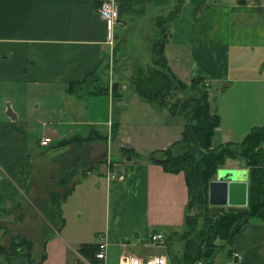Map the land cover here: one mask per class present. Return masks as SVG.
Segmentation results:
<instances>
[{"label":"crops","instance_id":"1","mask_svg":"<svg viewBox=\"0 0 264 264\" xmlns=\"http://www.w3.org/2000/svg\"><path fill=\"white\" fill-rule=\"evenodd\" d=\"M100 1L0 0V244L7 249L12 239H24L29 250L1 252L0 264H77L87 259L78 250L83 242H105V256L109 244L119 253L122 243L139 252L150 231L182 230L183 174L146 158L98 165H78L76 158L70 188L54 200L51 191L36 198L32 188L36 155L87 125L105 130L117 117L116 136L143 154L180 136L182 118L143 101L125 79L110 91L115 43L131 42L142 23L172 7L162 51L177 77L207 84L209 110L219 119L212 144L238 141L264 125V0H112L111 44ZM42 135L53 139L40 145ZM222 166L247 170L241 158ZM107 169L121 175L108 178ZM86 228L94 230L92 239ZM215 242L210 264H264V213L239 218Z\"/></svg>","mask_w":264,"mask_h":264},{"label":"trees","instance_id":"2","mask_svg":"<svg viewBox=\"0 0 264 264\" xmlns=\"http://www.w3.org/2000/svg\"><path fill=\"white\" fill-rule=\"evenodd\" d=\"M176 9L174 6L156 17L155 21L160 30L151 40L148 64H134L124 79L143 101L156 109H165L182 118L180 136L165 147L155 148L144 154L132 146L120 147V155L126 159L146 158L159 164L164 171L182 172L187 193L184 226L181 231L165 233L163 252L169 264H196L197 260L202 264H210V256L218 246L216 239H226L235 221L243 216H263L264 125L251 126L238 141L227 140L212 144V136L219 119L217 114L209 110L207 84L198 76L190 77L188 81L177 77L162 51L166 26L175 15ZM119 80L121 81L117 78L112 82V94L118 92L116 85L120 84ZM118 125L117 117H113L109 123L111 139L117 135ZM96 138H106V134L97 132L94 125H87L84 134L72 133L63 137L61 144ZM226 158H241L247 167L246 205L220 207L215 213H210L207 183ZM118 159H121L120 156L113 157L111 161ZM69 188L70 186L67 190ZM175 239L179 242L178 251L171 247ZM20 246L24 247V254L29 253L27 241L18 238L12 239L7 249L0 244V253L18 252ZM97 247V244L83 242L78 250L90 261H95L92 252Z\"/></svg>","mask_w":264,"mask_h":264},{"label":"rangeland","instance_id":"3","mask_svg":"<svg viewBox=\"0 0 264 264\" xmlns=\"http://www.w3.org/2000/svg\"><path fill=\"white\" fill-rule=\"evenodd\" d=\"M155 19H151L142 23L137 29V35L134 36L135 39L131 40V42L124 43L121 39H119L115 43V46L118 48V50L116 51L117 54L115 57L113 56V59H110V65L111 63L115 64V67H112L111 70V74L113 73V75H115V78L123 80L126 74L128 75L130 73L132 67L136 63H140L142 65L148 64V58L150 56L149 47L151 44V40L156 35L155 33H158V31L160 30V28L157 27V21H155ZM112 52L114 51L112 50ZM96 128L97 132L101 134L105 133L106 138H96L84 141H70L66 144H61V140L63 137L58 138L57 140H52L53 138L48 135L49 141L52 140V143L47 148L48 150L44 153H38L36 155L35 180L32 183L33 193H36V198L43 197V195H47V193H49L50 191L52 193L53 200L58 197L56 192L60 193L61 190H64L73 178V169L72 167H70V164L75 162L76 158L78 165H82L84 163L86 165L89 162H96V165H98L99 163L102 164L103 161L111 163V159H113V157L120 156V158H125L120 155V147H127L129 145L124 142L123 136L121 138L115 136L113 139H111V137L109 136V126L104 130V124H97ZM84 129V132L79 129L81 132H83H79V134H84L87 130V126L84 127ZM68 135H66L65 137H67ZM144 141H147V139H144ZM49 147H65L66 151L64 150L65 152L62 154L58 152L54 153L52 151H49L51 149ZM50 158L53 160V162L48 161L50 160ZM56 158L62 159V161L60 160V162L57 163ZM228 160L230 161V159ZM65 165H67L69 168L60 169V167H64ZM50 166L51 168H49ZM120 175L121 174L118 173V175H116L115 177H118ZM60 179L63 180V186L57 184V182H60ZM226 206L227 205H211L209 211L210 213H215L220 209V207ZM89 234H91L92 239L94 236V230L86 228V236ZM146 242V246H143V244L141 243L139 244V252L142 254L160 252L163 250V248H165L164 243H162L163 245L151 243L148 236ZM171 247L173 250L178 251L179 242H177L175 239V241L172 242ZM118 254L119 251L116 244L107 245L105 264H118Z\"/></svg>","mask_w":264,"mask_h":264},{"label":"built area","instance_id":"4","mask_svg":"<svg viewBox=\"0 0 264 264\" xmlns=\"http://www.w3.org/2000/svg\"><path fill=\"white\" fill-rule=\"evenodd\" d=\"M113 1L112 0H101L97 11L99 15L106 19L109 22V31L107 34V42L112 43V32H111V23L112 19V10H113ZM49 142V137L42 135L38 139L40 145H46ZM264 147V143L262 144ZM118 173L114 169L106 170V177L114 178ZM119 177V176H118ZM151 243L162 244L164 240V234L157 231H150L147 235ZM121 250L118 255V264H169L168 258L164 253H148L142 254L133 249H130L127 244L122 243ZM95 258L100 264H103L105 258V242L99 241L98 247L94 252ZM239 257V253L236 250H233L230 254L231 259H236ZM77 264H92L90 261L84 257H79ZM196 264H202L200 260L196 261Z\"/></svg>","mask_w":264,"mask_h":264},{"label":"water","instance_id":"5","mask_svg":"<svg viewBox=\"0 0 264 264\" xmlns=\"http://www.w3.org/2000/svg\"><path fill=\"white\" fill-rule=\"evenodd\" d=\"M247 199L246 168L219 167L207 183L210 205L245 206Z\"/></svg>","mask_w":264,"mask_h":264}]
</instances>
